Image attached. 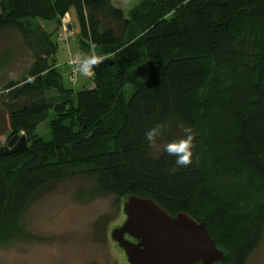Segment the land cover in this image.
<instances>
[{"label":"trees","instance_id":"obj_1","mask_svg":"<svg viewBox=\"0 0 264 264\" xmlns=\"http://www.w3.org/2000/svg\"><path fill=\"white\" fill-rule=\"evenodd\" d=\"M65 15L82 54L111 58L91 87L68 84L69 65L61 70L57 41L38 20L61 29ZM6 29L32 59L0 88V136L27 140L25 150L0 154V245L27 235L24 214L43 187L81 174L91 184L79 198L150 197L205 222L224 251L214 264H247L264 200L241 212L206 184L213 172L264 192V0H142L127 15L112 0H0ZM50 110L45 139L36 126ZM158 123L166 130L157 142L192 129L191 166L152 153L146 132Z\"/></svg>","mask_w":264,"mask_h":264},{"label":"rangeland","instance_id":"obj_2","mask_svg":"<svg viewBox=\"0 0 264 264\" xmlns=\"http://www.w3.org/2000/svg\"><path fill=\"white\" fill-rule=\"evenodd\" d=\"M142 0H112L127 15L131 8ZM57 29L54 21L38 19L43 27L52 32L58 48L55 61L62 71L69 70L66 63L82 54L74 35L63 28ZM58 31V32H57ZM61 37L63 39H61ZM31 54L24 46L20 35L6 29L0 32V88L7 81L21 77L31 63ZM68 74V75H69ZM147 75V69L141 65L139 78ZM73 72L68 84L74 89L93 86V79ZM126 95L131 92L130 85L125 87ZM50 91L49 94H52ZM48 117L38 123L36 132L39 136L50 137ZM183 131V130H182ZM180 131L174 140L182 138ZM9 140L8 133L0 136V147ZM173 140V141H174ZM166 141H158L152 147L154 155L165 151ZM90 180L81 174H75L64 180L50 183L43 187L29 203L24 214V226L27 235L8 245H0V264H129L123 251L110 239V230L122 224L125 215L122 201L113 195H101L93 199L77 196L80 188L87 187ZM206 188L214 190L227 201L238 206L241 212H254V207L264 200V192L246 187L242 181L229 177L208 174ZM247 264H264V229L256 248L248 256Z\"/></svg>","mask_w":264,"mask_h":264},{"label":"water","instance_id":"obj_3","mask_svg":"<svg viewBox=\"0 0 264 264\" xmlns=\"http://www.w3.org/2000/svg\"><path fill=\"white\" fill-rule=\"evenodd\" d=\"M64 26L72 32L69 18ZM110 63L111 58L105 57L93 75L99 77ZM26 148L25 135L16 134L0 147V154ZM122 212L125 220L113 227L109 236L129 264H214L224 258V251L210 236L205 222L185 212L171 215L152 198L138 195L124 199Z\"/></svg>","mask_w":264,"mask_h":264},{"label":"clouds","instance_id":"obj_4","mask_svg":"<svg viewBox=\"0 0 264 264\" xmlns=\"http://www.w3.org/2000/svg\"><path fill=\"white\" fill-rule=\"evenodd\" d=\"M105 57L96 54L78 55L71 61L73 71L80 76L90 77L93 75L94 68L98 67ZM166 130V125L158 123L146 132V140L149 147H154L157 140L161 138ZM185 135L165 145V151L170 156L176 157V164L181 167H189L193 164L195 144V134L191 128L183 129ZM198 158V157H197Z\"/></svg>","mask_w":264,"mask_h":264},{"label":"built area","instance_id":"obj_5","mask_svg":"<svg viewBox=\"0 0 264 264\" xmlns=\"http://www.w3.org/2000/svg\"><path fill=\"white\" fill-rule=\"evenodd\" d=\"M63 28H64V30L66 31L65 26H63ZM69 34H70V33H69ZM61 39H63V38L61 37ZM67 64H68V63H67ZM69 67H70L71 70H73V65H72L71 62L69 63ZM73 72H74V71L70 72V74L68 75L69 80H72L71 77L73 76Z\"/></svg>","mask_w":264,"mask_h":264}]
</instances>
